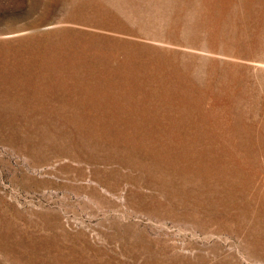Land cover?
<instances>
[{"label":"rangeland","instance_id":"obj_1","mask_svg":"<svg viewBox=\"0 0 264 264\" xmlns=\"http://www.w3.org/2000/svg\"><path fill=\"white\" fill-rule=\"evenodd\" d=\"M0 264H264V0H0Z\"/></svg>","mask_w":264,"mask_h":264}]
</instances>
